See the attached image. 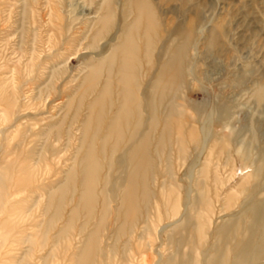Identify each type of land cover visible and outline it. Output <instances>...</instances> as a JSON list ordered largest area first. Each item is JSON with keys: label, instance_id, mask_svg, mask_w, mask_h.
Here are the masks:
<instances>
[{"label": "rangeland", "instance_id": "rangeland-1", "mask_svg": "<svg viewBox=\"0 0 264 264\" xmlns=\"http://www.w3.org/2000/svg\"><path fill=\"white\" fill-rule=\"evenodd\" d=\"M103 1L0 0V264H21L23 257L29 264H44L49 254L55 258L48 264H69L72 252L80 246L79 239H74L72 247L60 253L53 246L55 230L46 241L43 237L49 187L63 176L77 142L68 151H62V143L55 144L60 152L47 153L45 162L36 152L44 146L38 136L30 132L28 139L22 138L26 123L38 130L57 116L67 90L85 74L86 61L92 62L96 51L84 48L86 40L79 45L77 38L84 34L83 28L97 20ZM124 1L114 0L112 30L100 46L110 47V38L118 36L120 28L132 19L124 14ZM151 1L162 29L155 67L145 64L144 84L158 68L155 60L161 57L162 45L176 44L175 31L185 29L192 20L195 37L189 49L187 77L177 99L174 95L167 98L175 105L173 115L185 120V134L195 130L198 137L192 140L185 135L182 156L176 143L159 159L154 152V188L162 193L161 184L171 180L173 185L165 192L178 200L179 206L175 216L164 213L162 220L155 221L151 236L147 235L141 245L144 249L147 243L152 244L150 264H158L174 252L167 243V233L181 221L186 205L199 196L198 184L203 182L211 204L207 210L201 205L200 210L204 240L196 252L185 247L183 253L201 261L203 252L215 241V230L240 211L255 184L252 165L262 159L264 99H258V91L262 89L264 96V0ZM216 29L222 35L213 46L208 36ZM55 65L63 73L57 81L56 100L45 96L36 104ZM220 107L225 116L217 113ZM36 121L40 123L35 126ZM229 133L234 137L227 141ZM245 153L249 154L246 164ZM261 185L258 198L264 199V180ZM196 220L192 216V221ZM63 253L66 259L62 260Z\"/></svg>", "mask_w": 264, "mask_h": 264}, {"label": "bare ground", "instance_id": "bare-ground-1", "mask_svg": "<svg viewBox=\"0 0 264 264\" xmlns=\"http://www.w3.org/2000/svg\"><path fill=\"white\" fill-rule=\"evenodd\" d=\"M123 8L126 18L132 19L120 28L118 36L110 38V47L100 46L112 30L116 11L114 0L102 2L97 20L91 27L83 28L84 34L77 38L79 45L86 40L84 48L96 51L92 62L86 61L85 74L67 90L56 117L38 130L24 125L23 141L31 132L44 143L36 151L40 161L47 162V153L60 152L55 144L62 143V151H68L77 142L63 176L49 187L44 211L43 237L46 241L55 230L56 252L66 253L72 241L79 239L80 246L72 252L69 264H150L154 255L152 244L147 243L144 249L141 244L147 235L151 236L155 221L162 220L164 213L175 216L179 206L178 200L165 192L173 185L171 180L161 184L162 193L154 188L156 156L159 159L174 143L182 156L185 135L192 140L198 137L195 130L185 134V120L173 115L175 105L167 98L174 95L176 100L185 83L189 49L195 37L193 21L185 29L175 31L176 44L162 45L161 57L155 60L158 68L144 84L145 64L155 67L161 24L151 0H125ZM221 33L217 29L212 31L209 43L216 45ZM52 69L36 104L45 96L56 100L57 81L63 73L56 65ZM259 90L261 101L264 96ZM224 112L221 107L217 109L220 116H225ZM39 123L36 121L35 126ZM233 137L229 133L226 140ZM218 139L226 141L224 136ZM248 161L249 154L245 153V164ZM252 166L255 184L248 190L238 214L215 230V241L203 252L202 260H195L191 253L187 258L183 254L185 247L196 252L204 240L200 210L201 205L205 204L207 210L211 204L206 185L200 182L199 196L186 205L181 221L167 233V243L174 247V252L158 264H264V199L258 198L263 189L264 150L261 162ZM54 256L45 257L44 264ZM21 264L29 263L23 257Z\"/></svg>", "mask_w": 264, "mask_h": 264}]
</instances>
